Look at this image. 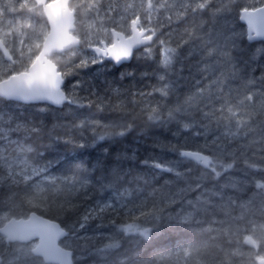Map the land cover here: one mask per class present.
Masks as SVG:
<instances>
[{
	"label": "snow or ice",
	"instance_id": "snow-or-ice-1",
	"mask_svg": "<svg viewBox=\"0 0 264 264\" xmlns=\"http://www.w3.org/2000/svg\"><path fill=\"white\" fill-rule=\"evenodd\" d=\"M133 59L155 65L141 73L148 84L105 80L102 92L80 94L82 69ZM261 60L264 0H0V188L9 193L0 200V264H77L83 249L99 264H264ZM6 101L66 108L73 120L55 135ZM80 109L95 113L80 118ZM172 124L175 142L153 147L175 158L143 160L151 175H95L82 163L52 175L29 142L83 148ZM164 229L187 239L147 261L121 251L122 241L140 245Z\"/></svg>",
	"mask_w": 264,
	"mask_h": 264
},
{
	"label": "trees",
	"instance_id": "trees-1",
	"mask_svg": "<svg viewBox=\"0 0 264 264\" xmlns=\"http://www.w3.org/2000/svg\"><path fill=\"white\" fill-rule=\"evenodd\" d=\"M240 2L243 3L244 0H240ZM245 45H247L246 41ZM257 46L259 45L247 47L246 51L242 53L244 58L247 59L252 50ZM261 62L264 63V60H261ZM154 68L155 65L153 63L134 59L131 63L120 68L113 65L111 68L112 70L108 75L99 79L94 78L93 82H100L103 86L105 80L115 81L121 86H129L133 84L144 86L145 84H148L149 81L142 80L141 73L146 70L152 71ZM129 71L135 73V76L121 81L120 73ZM185 75H187V72H185ZM151 82L154 83L155 81L153 80ZM178 84L181 90H186L188 87L186 81L183 79H180ZM99 89H101V87H99ZM101 91H103V89H101ZM4 106L10 108L14 106H23L22 108L27 112L29 117L36 120H43L49 128L56 126L55 135H66V129L59 127V125L70 123L73 120V117L70 114H66L67 112L64 109H53L50 111L39 112L36 108L40 109L43 105H28L7 101L4 102ZM77 111L80 118L91 116L95 113V109H80ZM94 118L105 119L106 122L115 119L114 116L100 113H97ZM175 128V124L169 125L168 128L151 126L143 133L137 129L124 138L115 141H104L96 145L86 144L83 148L74 147L72 144L53 143L48 137H44L36 142L34 141V147L38 152L43 153L44 162H50L49 173L52 175H62L69 168L74 167V165L79 163H82L90 174L94 172L95 175H100L101 173L109 174L113 168L117 170V174H120L121 171L128 172L131 170L133 175H136L137 173L151 175L152 170L144 166L141 162L149 157L161 161L174 159L175 157L172 153L155 149L153 147V141L159 139L165 143L169 141L175 142L172 138V130H175ZM105 149L107 151H105ZM132 153H135L134 160L119 159V157L125 154L131 156ZM165 178H168V174H160L161 182ZM8 194L6 188H0V200H7ZM6 211L7 208L0 207V215H3ZM37 212L40 213L39 210H37ZM78 215L79 212L66 214L63 219L65 222L71 223ZM45 216L49 217V214H45ZM185 239H187L185 233L164 229L159 237L140 245L133 244L127 240L122 241L121 251L127 252L128 255H131L134 251H140L144 253V260L147 261L156 249L164 247L175 249L176 246L182 243ZM79 253H81L80 250H78L76 254ZM85 255H87L89 261L99 262L98 259L95 256L90 255L87 250L85 251ZM77 264L84 263L78 259Z\"/></svg>",
	"mask_w": 264,
	"mask_h": 264
},
{
	"label": "rangeland",
	"instance_id": "rangeland-1",
	"mask_svg": "<svg viewBox=\"0 0 264 264\" xmlns=\"http://www.w3.org/2000/svg\"><path fill=\"white\" fill-rule=\"evenodd\" d=\"M112 67H113V64H108L105 67H101L100 65H95V66H91V67H89L87 69H82L80 71V76H79V79L82 81V88L80 90V94L87 96L89 94V90L90 89H92V90H100L101 91V89L104 88L103 84H101L100 82L94 83L93 82L94 78L99 79V78L105 77L112 70L111 69ZM71 79L72 78H70V80ZM99 87H101V89H99ZM22 107L23 106H14V107L11 108V111H13L15 113L24 114V115L28 116L27 112ZM36 109L39 112H41L38 108H36ZM64 110L67 112L66 108ZM101 120L106 122L105 119H101ZM74 135H76V134H74ZM77 139H79L78 135H77ZM34 141L36 142L37 140H32V141H29V142L34 145ZM88 144H91L90 140L88 141L87 145ZM33 155L35 156V153H33ZM34 179H39V178H34ZM91 227H92V225H91V222H90V229H89V232L86 233V234H88V235L92 234ZM80 251H81V253L76 254V255L78 256L79 260H81L84 264H99V262H92V261H89L87 259V255H85L86 249H83V250H80Z\"/></svg>",
	"mask_w": 264,
	"mask_h": 264
},
{
	"label": "water",
	"instance_id": "water-1",
	"mask_svg": "<svg viewBox=\"0 0 264 264\" xmlns=\"http://www.w3.org/2000/svg\"><path fill=\"white\" fill-rule=\"evenodd\" d=\"M130 62V61H129ZM38 214V213H37ZM39 215V214H38ZM45 218H48V217H45ZM58 222V221H57Z\"/></svg>",
	"mask_w": 264,
	"mask_h": 264
},
{
	"label": "bare ground",
	"instance_id": "bare-ground-1",
	"mask_svg": "<svg viewBox=\"0 0 264 264\" xmlns=\"http://www.w3.org/2000/svg\"><path fill=\"white\" fill-rule=\"evenodd\" d=\"M116 66V65H115Z\"/></svg>",
	"mask_w": 264,
	"mask_h": 264
}]
</instances>
